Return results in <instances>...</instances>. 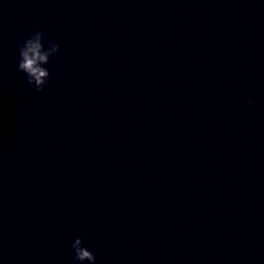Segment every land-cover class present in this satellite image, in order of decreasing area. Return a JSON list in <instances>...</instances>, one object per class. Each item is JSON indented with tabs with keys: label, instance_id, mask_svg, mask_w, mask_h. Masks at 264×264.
Returning a JSON list of instances; mask_svg holds the SVG:
<instances>
[{
	"label": "water",
	"instance_id": "1",
	"mask_svg": "<svg viewBox=\"0 0 264 264\" xmlns=\"http://www.w3.org/2000/svg\"><path fill=\"white\" fill-rule=\"evenodd\" d=\"M76 236L97 264H264V0H0V264H73Z\"/></svg>",
	"mask_w": 264,
	"mask_h": 264
},
{
	"label": "clouds",
	"instance_id": "2",
	"mask_svg": "<svg viewBox=\"0 0 264 264\" xmlns=\"http://www.w3.org/2000/svg\"><path fill=\"white\" fill-rule=\"evenodd\" d=\"M61 51V44L56 39H50L40 28L19 38L16 67L24 73L27 84L37 93L50 83V62L57 59ZM240 96L247 104H253L252 94L244 88L240 89ZM70 247L74 252L73 264H97L96 254L85 244L83 237L76 236Z\"/></svg>",
	"mask_w": 264,
	"mask_h": 264
}]
</instances>
